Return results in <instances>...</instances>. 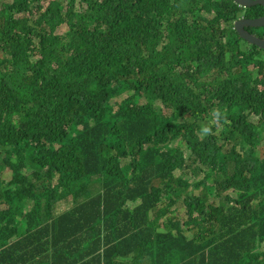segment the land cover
I'll use <instances>...</instances> for the list:
<instances>
[{"label":"trees","instance_id":"trees-1","mask_svg":"<svg viewBox=\"0 0 264 264\" xmlns=\"http://www.w3.org/2000/svg\"><path fill=\"white\" fill-rule=\"evenodd\" d=\"M263 15L0 0V264H264V50L234 28ZM214 107L227 122L202 139Z\"/></svg>","mask_w":264,"mask_h":264},{"label":"rangeland","instance_id":"rangeland-1","mask_svg":"<svg viewBox=\"0 0 264 264\" xmlns=\"http://www.w3.org/2000/svg\"><path fill=\"white\" fill-rule=\"evenodd\" d=\"M78 9V8H77ZM264 55V54H263ZM254 69V66L252 64H250L248 66V70H253ZM249 120L252 121L253 123L257 122V125H260L258 127V129H262L263 128V132L261 134V139H262V142L259 146H257V149H256V152L258 154L259 157H262L264 156V122H261L259 124V117L257 115H251L249 116ZM205 121V120H204ZM258 133V132H257ZM260 134V133H259ZM260 136V135H259ZM243 137V136H242ZM240 136H236L235 137V140L230 142L228 146H225V149H229L230 147L232 146H235V151L237 153H241V145H240V142H241V138ZM181 149L184 151V156L187 158L189 157V151L187 150L186 147L182 146ZM233 171L234 173V177L236 179H240V176H242V174H247V171L243 168H241L240 166L239 167H235L234 164L231 165L229 167V172ZM27 173H29V170L26 171ZM182 177L184 179H186L187 181L183 184V187L186 188L188 187L189 185L191 186L192 182H195L197 179H201L202 175H199L197 178H194L192 177L191 175V172L190 170H188L185 174L182 175ZM190 188V187H189ZM188 188V189H189ZM233 191V192H232ZM228 190L225 192V194H227L228 196H234L236 195V190ZM222 194V192H221ZM174 208L178 209V210H181L183 208V205L181 204H177L176 206H174ZM188 236L190 235L189 233H186ZM257 250H262L264 251V243L262 244V246L260 248H258Z\"/></svg>","mask_w":264,"mask_h":264},{"label":"water","instance_id":"water-1","mask_svg":"<svg viewBox=\"0 0 264 264\" xmlns=\"http://www.w3.org/2000/svg\"><path fill=\"white\" fill-rule=\"evenodd\" d=\"M241 7H254L262 6L264 9V0H233ZM264 27V15L254 19L241 18L234 24V28L237 31L240 38L245 40L248 44L254 45L261 50H264V39L259 38L256 35L248 32L247 28H263Z\"/></svg>","mask_w":264,"mask_h":264},{"label":"clouds","instance_id":"clouds-1","mask_svg":"<svg viewBox=\"0 0 264 264\" xmlns=\"http://www.w3.org/2000/svg\"><path fill=\"white\" fill-rule=\"evenodd\" d=\"M234 2V1H233ZM235 3V2H234ZM236 4V3H235ZM238 5V4H237ZM239 6V5H238ZM241 7V6H240ZM243 8H248V7H243ZM251 8V7H249ZM244 18V17H241ZM240 18V19H241ZM248 19V18H245ZM254 19V18H253ZM239 20V19H238ZM236 22V21H235ZM234 22V24H235ZM247 30V29H246ZM258 37V36H257ZM260 38V37H259ZM227 113L224 109L220 108V107H214L210 110V112L208 113V118L202 122L198 129H197V135L200 138H207L210 135H213V129L218 126V125H222L224 123L227 122ZM257 123V122H255ZM70 208V206L67 208V210ZM28 215V214H27ZM27 215H23L21 218L22 221H26V216ZM43 226V225H42ZM44 228V227H43ZM32 230V229H31ZM16 237L12 238V241L15 240Z\"/></svg>","mask_w":264,"mask_h":264}]
</instances>
